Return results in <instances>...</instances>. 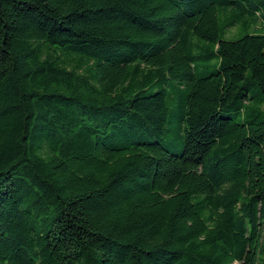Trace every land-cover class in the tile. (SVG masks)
<instances>
[{"label":"trees","instance_id":"16d2710c","mask_svg":"<svg viewBox=\"0 0 264 264\" xmlns=\"http://www.w3.org/2000/svg\"><path fill=\"white\" fill-rule=\"evenodd\" d=\"M0 264H264V0H0Z\"/></svg>","mask_w":264,"mask_h":264},{"label":"rangeland","instance_id":"374dc122","mask_svg":"<svg viewBox=\"0 0 264 264\" xmlns=\"http://www.w3.org/2000/svg\"><path fill=\"white\" fill-rule=\"evenodd\" d=\"M257 26H259V25H257ZM257 27H255V28H253V29H256ZM236 29H230V30H228V32H227V34H226V37L227 38H231V37H233V36H235L236 35Z\"/></svg>","mask_w":264,"mask_h":264}]
</instances>
